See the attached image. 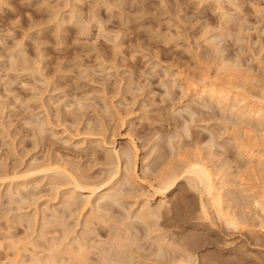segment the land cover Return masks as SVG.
<instances>
[{
	"label": "rangeland",
	"instance_id": "374dc122",
	"mask_svg": "<svg viewBox=\"0 0 264 264\" xmlns=\"http://www.w3.org/2000/svg\"><path fill=\"white\" fill-rule=\"evenodd\" d=\"M262 196L264 0H0V264H264Z\"/></svg>",
	"mask_w": 264,
	"mask_h": 264
},
{
	"label": "bare ground",
	"instance_id": "6f19581e",
	"mask_svg": "<svg viewBox=\"0 0 264 264\" xmlns=\"http://www.w3.org/2000/svg\"><path fill=\"white\" fill-rule=\"evenodd\" d=\"M221 87V86H220ZM205 88V87H204ZM209 96H214L215 93L219 92L221 93L222 91L220 90H216L213 86L212 88H210L209 90ZM226 91V90H225ZM223 94V92L221 93ZM224 95V94H223ZM227 96V95H226ZM208 97V96H207ZM223 98V97H222ZM226 98V97H225ZM225 100V99H224ZM260 110V109H259ZM261 115V114H260ZM132 146H133V153H130V152H125V157H126V166H127V169H128V172L130 173L131 175V171L132 170H135L136 169V166H137V157H138V153H139V147L138 145L136 144L135 141L132 142ZM131 150V149H130ZM123 151V150H122ZM124 152V151H123ZM114 154L116 155L117 157V164H116V172H113L111 174L112 171H110L109 174L110 177L107 178L106 180H103L101 181L100 183H97L95 185H92V189H93V192L96 193V192H101L105 189H111L114 185H115V178L116 176L121 172V168H122V159H121V153H120V150H118L117 148H114ZM114 156V155H113ZM124 157V156H123ZM116 160V159H115ZM194 160V159H193ZM111 161V160H110ZM187 163H183L181 165L183 166H175L174 168H171V170L163 177V178H160L158 181H157V186L156 185H152V187L154 186V188H156L157 191L161 192L163 195H166V194H169V193H172L174 192L180 182L184 179V178H188V176H192V181L194 182V187L196 186L198 189H199V193H200V196L202 200L201 201V210L203 211V213H209L208 212V204L212 205L213 206V209H215L216 211V214H219L220 215V218L221 216L224 217H228V213L226 214L225 212V208H224V195H223V190L224 188H221V187H218L220 185L217 186V183L215 182V179H216V174H214V172L209 168V166H207L205 163H199L200 161H186ZM113 163V162H112ZM176 163V162H175ZM180 164V163H179ZM115 165V164H114ZM173 165V163H172ZM48 167V166H47ZM173 167V166H171ZM61 168V167H60ZM169 168V167H168ZM126 169V170H127ZM43 170V169H42ZM47 170H52L53 172L55 173H59L61 172L59 167L56 168L55 166H51L50 168H48ZM169 170V169H168ZM46 171V170H45ZM44 171V172H45ZM43 172V171H42ZM64 172V171H63ZM7 173V172H6ZM62 173V172H61ZM66 173V171L64 172ZM63 173V175H64ZM2 174V173H1ZM69 178H71V182L73 184H75V187L79 188L80 190H84V191H88V192H92V191H89V187L88 186H84L82 185L78 179L76 177H74L73 175L68 174ZM54 175V174H53ZM62 175V174H61ZM108 175V174H107ZM137 175V174H136ZM135 175V176H136ZM57 176V174H56ZM138 176V175H137ZM136 176V177H137ZM8 177V176H7ZM6 177V178H7ZM55 177V176H54ZM60 177H66V179H69L66 175L64 176H60ZM157 177V176H156ZM8 179H10L8 177ZM56 179V178H54ZM60 179V178H59ZM157 179V178H156ZM189 179V178H188ZM62 180V179H61ZM134 180V178H133ZM132 180V181H133ZM221 181V179H218ZM70 181V180H69ZM223 181V180H222ZM60 182V181H59ZM128 182V181H127ZM58 183V181H57ZM156 184V183H155ZM221 185H226L224 182H221ZM220 185V186H221ZM91 187V186H90ZM224 187V186H222ZM223 189V190H222ZM105 193V192H104ZM102 194V193H101ZM111 196V195H110ZM263 197V196H262ZM104 198V197H103ZM264 198V197H263ZM119 199V198H118ZM72 205V204H71ZM109 208L111 209H114V205L109 203L107 205ZM72 207V206H71ZM106 207V206H105ZM146 208V207H145ZM153 210V208H151ZM145 210V209H144ZM143 211V209H142ZM150 211V210H149ZM210 211V210H209ZM214 211V212H215ZM155 214L154 211H150L144 215L145 218H151V216H153ZM157 214V213H156ZM206 214V217H209L208 215ZM218 215V217H219ZM56 219V218H55ZM62 219V218H61ZM150 220V219H149ZM151 221V220H150ZM228 221H233V219L231 217H228ZM49 223V222H48ZM153 223V222H152ZM59 224V223H58ZM54 225V223H53ZM119 240V239H118ZM72 245V244H71ZM83 245V244H82ZM120 246V245H119ZM71 247V246H70ZM82 247V246H80ZM63 248V247H62ZM61 248V249H62ZM85 248V247H84ZM122 248V247H121ZM67 249V248H66ZM71 249V248H70ZM125 249V248H124ZM72 250V249H71ZM166 250V249H165ZM68 252V251H67ZM84 252V251H83ZM86 252V251H85ZM54 254V253H53ZM52 254V255H53ZM55 255V254H54ZM53 255V256H54ZM78 257V256H77ZM34 258V257H33ZM56 258V256H55ZM36 259V258H35ZM34 259V260H35ZM60 259V258H59ZM38 261V259H36ZM51 260H52V256H51ZM33 261V260H32ZM82 261V260H81ZM49 263V261H47ZM18 263V262H17ZM47 263V264H48ZM52 264H57V261L53 259L52 261ZM61 264V263H59Z\"/></svg>",
	"mask_w": 264,
	"mask_h": 264
}]
</instances>
